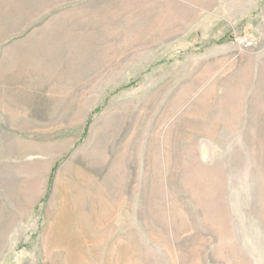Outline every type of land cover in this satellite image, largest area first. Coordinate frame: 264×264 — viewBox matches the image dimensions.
Masks as SVG:
<instances>
[{"label": "rangeland", "instance_id": "1", "mask_svg": "<svg viewBox=\"0 0 264 264\" xmlns=\"http://www.w3.org/2000/svg\"><path fill=\"white\" fill-rule=\"evenodd\" d=\"M0 264H264V0H0Z\"/></svg>", "mask_w": 264, "mask_h": 264}, {"label": "built area", "instance_id": "2", "mask_svg": "<svg viewBox=\"0 0 264 264\" xmlns=\"http://www.w3.org/2000/svg\"><path fill=\"white\" fill-rule=\"evenodd\" d=\"M252 41L253 40L250 37L244 36V37L239 38L238 43L241 46L250 47L252 45Z\"/></svg>", "mask_w": 264, "mask_h": 264}]
</instances>
